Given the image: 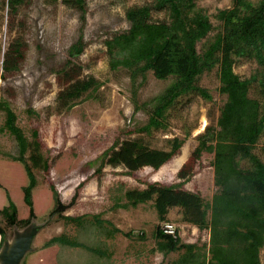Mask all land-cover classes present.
Wrapping results in <instances>:
<instances>
[{
    "label": "trees",
    "instance_id": "16d2710c",
    "mask_svg": "<svg viewBox=\"0 0 264 264\" xmlns=\"http://www.w3.org/2000/svg\"><path fill=\"white\" fill-rule=\"evenodd\" d=\"M27 1L8 0L9 13L15 16ZM200 1L154 0L150 5L131 7L126 11L129 29L115 32L104 41L112 69L125 68L134 78L150 72L158 80L170 81L152 111L139 104L134 93L133 103L148 114V122L138 130L141 134L149 135L151 128L166 130L169 112L185 97L200 96L206 102L212 101L210 92L199 82L214 71L219 80L218 92L225 98L215 125H208L197 136L196 148L176 173L177 181L171 184L154 181L144 188L129 189L122 207L152 202L159 219L153 232L156 250L164 256L179 253L169 264H264L259 255L264 249V161L255 153L264 136V0H233L231 8L218 9L212 14L207 13ZM86 2L62 0L64 5L80 10L82 19H85ZM153 11L165 12L167 18L154 22ZM85 47L80 36L69 48L70 59L54 69L61 87L56 97L59 111L69 110L87 92L100 86L94 76L83 75V68L77 63ZM28 49L21 34L9 41L3 56L2 78L21 71ZM239 60L251 64L247 77L235 71ZM0 110L6 113L0 132L15 137L19 147L15 159L24 163L31 180L30 187L24 189L25 202L30 207L29 219H19L12 203L0 210L1 247L7 236L3 222L7 227L26 226L36 218L31 198V188L37 182L34 170L49 175L50 164L42 152L47 147L41 143L39 131L35 129L34 140L29 141L17 126V115L7 101L0 102ZM28 113L35 114L31 109ZM185 143L186 139L175 137L170 140V148L164 150L151 148L143 138L119 136L104 151L97 172L101 173L108 165L125 167L126 175L146 167L157 172L179 155ZM28 152L30 163L26 160ZM204 154L213 156L217 191L210 200L185 188ZM242 162H247V167ZM82 186L80 183L70 202L64 204L55 186L50 185L56 203L51 215L58 214L74 223L85 235L82 239L62 233L45 243L44 250L58 248L56 264H104L105 259L109 262L111 253L105 252L101 243L90 235L105 234L111 240L121 233L98 215L90 220L64 215L78 201ZM174 208L182 210L185 222L209 231L208 248L183 243L177 229L176 236L163 232L167 215ZM107 226L112 227L107 229ZM96 245L100 246L96 248ZM141 254L143 251L138 250V255Z\"/></svg>",
    "mask_w": 264,
    "mask_h": 264
},
{
    "label": "rangeland",
    "instance_id": "374dc122",
    "mask_svg": "<svg viewBox=\"0 0 264 264\" xmlns=\"http://www.w3.org/2000/svg\"><path fill=\"white\" fill-rule=\"evenodd\" d=\"M7 1L0 0V61L16 35L25 38L29 49L21 71L7 79L0 76V102H8L17 115V126L29 141L34 140V130L39 131L41 143L48 148L42 152L50 164L49 175L34 170L37 182L31 188V198L36 218L31 222L37 221L42 229L34 242L35 249L27 254L24 264H56L58 248L44 250L43 246L62 233L84 238L74 223L61 219L58 214L51 215L56 203L50 185L55 186L60 200L68 204L80 183L83 186L79 199L64 215L90 220L98 214L121 231L111 240L105 234L90 235L92 240L101 243L105 252L111 253V262L105 259L104 264H169L176 260L179 253L164 256L156 250L153 232L159 219L152 202L127 209L122 205L127 202L125 192L129 189L144 188L154 181L163 184L177 181L176 173L196 148L197 136L208 125H215L219 116L225 98L218 92L217 72L203 76L199 82L210 92L212 101L206 102L200 96L185 97L169 112L166 130L151 128L149 135L141 134L138 130L148 122V114L133 103L134 93L137 102L152 111L170 81L158 80L150 72L134 78L125 68L112 69L104 41L115 32L129 29L128 9L153 4L154 0H87L85 19L80 10L64 5L62 0H28L15 16L9 13ZM233 4V0L200 1L209 14L229 9ZM151 18L154 22L162 21L167 14L153 11ZM80 36L86 47L77 63L82 66L83 75L94 76L100 86L87 92L69 110L59 111L56 97L61 87L54 69L70 59L69 48ZM235 71L247 77L251 64L239 60ZM30 109L35 114L28 113ZM5 121L6 113L0 110V128ZM119 136L143 138L151 148L164 150L170 148V140L175 137L186 139V143L179 155L157 172L146 167L126 175L125 167L108 165L98 173L104 151ZM255 153L264 161V136ZM18 156L15 137L6 131L0 132V210L12 203L19 219H29L30 207L25 202L24 189L30 187L31 180L24 163L15 159ZM26 160L30 163L29 152ZM212 161V155L204 154L196 166V174L185 185L205 200H210L217 191ZM242 166L247 167V162H242ZM167 218L183 243L208 248L209 231L185 222L180 208L170 210ZM2 226L9 238L15 230L24 227H7L4 222ZM138 250L143 254L138 255ZM259 255L263 262L264 249Z\"/></svg>",
    "mask_w": 264,
    "mask_h": 264
},
{
    "label": "water",
    "instance_id": "95a60500",
    "mask_svg": "<svg viewBox=\"0 0 264 264\" xmlns=\"http://www.w3.org/2000/svg\"><path fill=\"white\" fill-rule=\"evenodd\" d=\"M36 222L15 230L10 238L6 236L0 247V264H24L27 254L35 249L34 242L42 229Z\"/></svg>",
    "mask_w": 264,
    "mask_h": 264
},
{
    "label": "built area",
    "instance_id": "2783aa9c",
    "mask_svg": "<svg viewBox=\"0 0 264 264\" xmlns=\"http://www.w3.org/2000/svg\"><path fill=\"white\" fill-rule=\"evenodd\" d=\"M2 66H3V61H0V76L2 75V71H3ZM163 232L168 235L176 236L177 231L174 225L168 222L163 225Z\"/></svg>",
    "mask_w": 264,
    "mask_h": 264
},
{
    "label": "crops",
    "instance_id": "0c3cea01",
    "mask_svg": "<svg viewBox=\"0 0 264 264\" xmlns=\"http://www.w3.org/2000/svg\"><path fill=\"white\" fill-rule=\"evenodd\" d=\"M96 215V214H95ZM98 215V214H97ZM94 216V215H93ZM105 219H107V218H105Z\"/></svg>",
    "mask_w": 264,
    "mask_h": 264
}]
</instances>
